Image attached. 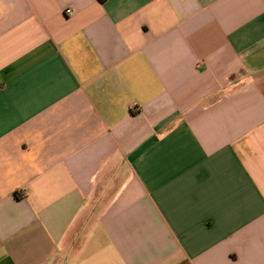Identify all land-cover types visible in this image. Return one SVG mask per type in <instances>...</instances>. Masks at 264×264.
Returning <instances> with one entry per match:
<instances>
[{
	"label": "crops",
	"instance_id": "0c3cea01",
	"mask_svg": "<svg viewBox=\"0 0 264 264\" xmlns=\"http://www.w3.org/2000/svg\"><path fill=\"white\" fill-rule=\"evenodd\" d=\"M0 264H264V0H0Z\"/></svg>",
	"mask_w": 264,
	"mask_h": 264
},
{
	"label": "built area",
	"instance_id": "2783aa9c",
	"mask_svg": "<svg viewBox=\"0 0 264 264\" xmlns=\"http://www.w3.org/2000/svg\"><path fill=\"white\" fill-rule=\"evenodd\" d=\"M66 14H68V15H72V14H73V10H72V9H67V10H66Z\"/></svg>",
	"mask_w": 264,
	"mask_h": 264
}]
</instances>
